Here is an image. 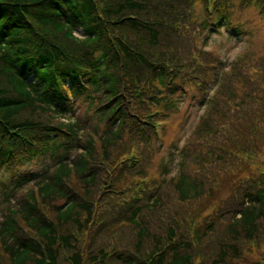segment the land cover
<instances>
[{"label": "trees", "instance_id": "obj_1", "mask_svg": "<svg viewBox=\"0 0 264 264\" xmlns=\"http://www.w3.org/2000/svg\"><path fill=\"white\" fill-rule=\"evenodd\" d=\"M211 1L0 0V264H264V46L207 49L264 0Z\"/></svg>", "mask_w": 264, "mask_h": 264}, {"label": "rangeland", "instance_id": "obj_2", "mask_svg": "<svg viewBox=\"0 0 264 264\" xmlns=\"http://www.w3.org/2000/svg\"><path fill=\"white\" fill-rule=\"evenodd\" d=\"M245 20L249 25V30L251 31L250 38L246 39L238 38L234 40V38L228 39L226 34H221L219 37H215L213 35V39L209 41V45L207 49L212 50L215 55L223 57L231 61L234 59L241 50L249 49L256 52H260L264 46V15H260L255 8H251L245 13ZM78 35H81V30H76ZM227 33H230L227 30ZM240 36V35H239ZM17 82V81H16ZM204 111L203 107H199L191 100L185 101L181 105L180 113L174 116L176 119V127L175 129L180 128L178 131L174 132L173 129L167 130V139L169 140L171 137H175L178 140V144L182 145L184 143V139L192 132L196 123L199 120V117L202 115ZM166 125L163 128V135L165 131ZM162 135V137H163ZM167 154L166 149L161 150L156 155L153 164L151 165L149 172H155L159 170V166L162 164L165 159V155ZM177 160H174L172 163V167H176ZM2 178L8 179V171L2 170L0 175Z\"/></svg>", "mask_w": 264, "mask_h": 264}]
</instances>
